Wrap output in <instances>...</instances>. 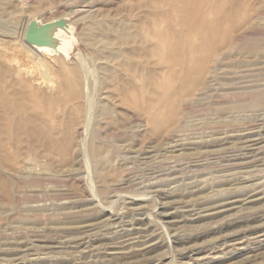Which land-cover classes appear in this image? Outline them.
I'll return each instance as SVG.
<instances>
[{
  "label": "rangeland",
  "instance_id": "rangeland-1",
  "mask_svg": "<svg viewBox=\"0 0 264 264\" xmlns=\"http://www.w3.org/2000/svg\"><path fill=\"white\" fill-rule=\"evenodd\" d=\"M199 1L0 0V264H264V0Z\"/></svg>",
  "mask_w": 264,
  "mask_h": 264
},
{
  "label": "bare ground",
  "instance_id": "bare-ground-1",
  "mask_svg": "<svg viewBox=\"0 0 264 264\" xmlns=\"http://www.w3.org/2000/svg\"><path fill=\"white\" fill-rule=\"evenodd\" d=\"M190 1H191V0H190ZM200 1H201V0H200ZM200 1H199V2H200ZM202 1H203V0H202ZM209 1H210V0H209ZM187 2H188V1H187ZM184 3L186 4V2H184ZM191 3H192V2H191ZM193 3H194V2H193ZM203 4H204V3H203ZM206 4H207V3H206ZM206 4H205V5H206ZM205 5H204L203 7H205ZM210 5H211V4H210ZM183 6H185V5H183ZM195 6H196V5H195ZM208 6H209V4H208ZM180 7H181V6H180ZM189 7H191V6H189ZM215 7H216V4H215ZM215 7H214V8H215ZM217 7H218V6H217ZM206 8H207V7H206ZM181 9H182V8H181ZM185 9H186V8H185ZM188 9H189V8H188ZM217 9H218V8H217ZM219 9H220V8H219ZM178 10H179V7H178ZM178 10H177V11H178ZM190 10H191V9H190ZM215 10H216V8H215ZM183 11H184V10H183ZM75 12H76V11H75ZM184 12H186V11H184ZM184 12H183V13H184ZM190 12H192V10H191ZM194 12H195V11H194ZM196 12H198V11H196ZM205 12H206V11H205ZM205 12H204V15L206 14ZM211 12H212V11H211ZM216 13H217V12H216ZM178 14H179V13H178ZM189 14H190V13H189ZM194 14H196V13H194ZM199 14H200V13H199ZM199 14H197V15H199ZM217 14H218V13H217ZM180 15H182V13H181ZM197 15H196V16H197ZM206 15H208V14H206ZM182 16H183V15H182ZM184 16H185V15H184ZM223 16H224V15H223ZM189 17H190V15H189ZM193 17H194V16H193ZM198 17H199V16H198ZM200 17H201V16H200ZM227 17H228V16H227ZM237 17H238V16H237ZM243 17H244V16H243ZM245 17H246V16H245ZM195 18H196V17H195ZM203 18H204V17H203ZM203 18H202V19H203ZM213 18H214V17H213ZM241 18H242V17H241ZM241 18H240V19H241ZM206 19H207V18H206ZM227 19H228V18H227ZM230 19H231V17H230ZM189 20H190V18H189ZM203 20H204V19H203ZM218 20H219V19H218ZM238 20H239V19H237V21H238ZM24 21H25V20H24ZM184 21H185V20H184ZM184 21H183V22H184ZM192 21H193V20H192ZM192 21H191V23H192ZM235 21H236V20H235ZM197 22H198V20H197ZM201 22H202V21H201ZM184 23H185V22H184ZM209 23H210V22H209ZM188 24H189V23H188ZM196 24H197V23H196ZM203 24H204V23H203ZM205 24H206V23H205ZM220 24H221V23H220ZM225 24H226V23H225ZM200 25H201V24H200ZM212 25H213V24H212ZM195 26H196V25H195ZM27 27H28V26H27ZM34 27H35V26H34ZM40 27H41V26H40ZM58 27H59V26H58ZM191 27H192V26H191ZM197 27H198V26H197ZM210 27H211V26H210ZM225 27H226V26H225ZM35 28H36V27H35ZM42 28H43V27H42ZM56 28H57V27H56ZM72 28H73V27H72ZM233 28H235V27H233ZM27 29H28V28H27ZM30 29H31V28H30ZM58 29H59V28H58ZM58 29H57V30H58ZM196 29H197V28H196ZM196 29H195V31H197ZM24 30H25V28H24ZM59 30H60V29H59ZM73 30H74V29H73ZM231 30H232V29H231ZM38 31H39V30H38ZM38 31H37L35 34L33 33V34L31 35V37H32L37 43H39L40 45H37V44H30V43L26 42V41H25V37H24V39H23V41H22V44L24 45L23 48L26 47V48H28V49L30 50V51H29V50L26 49V51H29V54H30V55L27 54V57L30 58V59L32 58L31 61H32L33 59H35V61H36V58H34L33 56L40 58L41 56H45V57L50 56V57H51V56H54V55H57V54L59 55V54H60V56H63L64 58H65V57H68V55H69V51H70L71 46H72V40H71V37H72V36H71V28H70V27H69L67 30H65V32L62 31V29H61L60 31H58V32L55 30L57 33H56V35L54 36V38L56 37V38L58 39V41H57V42H58V43H57V48L55 47V49H57L56 52L53 51V50H55V49H53V48H52V50H51V49H49V48L44 47V40H43L42 37H41L42 35H41V36L39 35ZM195 31H194L193 34H196ZM198 31H199V30H198ZM222 31H223V30H222ZM21 32H22V31H21ZM25 32H26V30H25ZM52 32H53V31H52ZM223 33H224V32H223ZM6 34H7V33H6ZM23 34H24V33H23ZM185 34H186V32H185ZM53 35H54V34H53ZM183 35H184V34H183ZM186 35H188V34H186ZM198 35H199V34H198ZM226 35H227V33H226ZM20 36H21V35H20ZM24 36H25V34H24ZM180 36H181V35H180ZM191 37H192V36H191ZM51 38H52V37H51ZM181 38H182V37H181ZM186 38H187V37H185V40H186ZM195 38H196V37H195ZM209 38H210V37H209ZM5 39H6V38H5ZM57 39H56V40H57ZM188 39H189V37H188ZM12 40H13V39H12ZM190 40H191V38H190ZM196 40H197V39H196ZM205 40H206V39H205ZM15 41H16V40H15ZM182 41H183V40H182ZM187 41H188V40H187ZM227 41H228V40H227ZM1 42H2V41H1ZM13 42H14V41H13ZM13 42H11V43H13ZM17 42H18V41H17ZM50 42H51V41H50ZM54 42H56V41H54ZM204 42H205V41H204ZM8 43H9V42H8ZM18 43H19V42H18ZM52 43H53V42H52ZM177 43H178V42H177ZM189 43H190V42H189ZM192 43H193V42H192ZM195 43H198V42L196 41ZM221 43H222V42H221ZM234 43H235V42H234ZM237 43H239V42H237ZM4 44H5V43H4ZM173 44H175V43H173ZM178 44H179V43H178ZM185 44H186V42H185ZM239 44H240V43H239ZM13 45H14V44H13ZM170 45H171V44H170ZM170 45H169V47H171ZM192 45L194 46L195 44H192ZM197 45H198V44H197ZM19 46H20V44H19ZM45 46H46V45H45ZM54 46H55V43H54ZM175 46H176V45H175ZM179 46H180V45H179ZM185 46H186V45H185ZM185 46H184V49H185ZM187 46H188V45H187ZM187 46H186V47H187ZM218 46H219V45H218ZM4 47H5V46H4ZM15 47H16V46H15ZM247 47H248V46H247ZM255 47H257V46H255ZM261 47H262V46H261ZM12 48H14V46H13ZM18 48H20V47H18ZM165 48H166V47H165ZM171 48H172V47H171ZM176 48H177V46H176ZM259 48H260V46H259ZM2 49H4V48H2ZM7 49H8V48H7ZM167 49H168V47H167ZM23 50H24V49H23ZM23 50H22V51H23ZM163 50H164V48H163ZM176 50H177V49H176ZM180 50H181V49H180ZM193 50H194V49H193ZM244 50H245V49H244ZM8 51H9V50H8ZM22 51H21V52H22ZM26 51H25V52H24V51L22 52V54L24 53V54H23L24 56H25ZM165 51H166V50H165ZM168 51H169V50H168ZM182 51H183V50H182ZM187 51H188V52L190 51L189 54L192 56V54H191V47H188V50H187ZM196 51H197V50H196ZM234 51H235V50H234ZM234 51H232V52L234 53ZM19 52H20V51H19ZM19 52H17V53H19ZM177 52H178V51H177ZM177 52H176V54H177ZM185 52H186V51H185ZM192 52H193V51H192ZM236 52H237V51H235V53H234L235 55H236ZM9 53H10V52H9ZM12 53H13V52H12ZM160 53H161V52H160ZM164 53H165V52H164ZM172 53H173V52H172ZM179 53H180V51H179ZM179 53H178V55L181 54V53H180V54H179ZM206 53H207V52H206ZM208 53H209V52H208ZM208 53H207V54H208ZM212 53H213V52H212ZM228 53H229V52H228ZM237 53H238V52H237ZM241 53H242V52H241ZM20 54H21V53H20ZM20 54H19V55H20ZM22 54H21V55H22ZM167 54H169V52H168ZM182 54H183V53H182ZM234 54H233V55H234ZM243 54H245V57H248V58L252 59V60L250 61V64L253 65V66L256 65V64H258V63H264V52L262 51V49L259 50V49H255V48H249V49L245 50V51L243 52ZM58 55H57V56H58ZM190 55H189V56H190ZM211 55H212V54H211ZM211 55H210V56H211ZM235 55H234V56H235ZM240 55H241V54H240ZM16 56H17V55H16ZM163 56H164V54H163ZM166 56H167V55H166ZM180 56H181V55H180ZM193 56H194V55H193ZM206 56H207V55H206ZM218 56H219V55H218ZM231 56H232V55H231ZM234 56H232V57H234ZM0 57H1V56H0ZM2 57H3V56H2ZM2 57H1V58H2ZM4 57H5V56H4ZM6 57H7V56H6ZM8 57H9V56H8ZM171 57H173V56L171 55ZM185 57H187V54H186ZM225 57H226V56H225ZM225 57H224V58H225ZM240 57H241V56H240ZM19 58H20V57H19ZM25 58H26V56H25ZM41 58H42V57H41ZM51 58H52V57H51ZM51 58H50V59H51ZM74 58H75V56H74ZM79 58H80V57H79ZM169 58H170V57H169ZM173 58H174V57H173ZM179 58H180V57H179ZM187 58H189V57H187ZM192 58H193V57H192ZM234 58H235V57H234ZM234 58H233V59H234ZM23 59H24V58H23ZM23 59H21V60H23ZM26 59H27V58H26ZM26 59H25V60H26ZM80 59H81V58H80ZM175 59H176V58H175ZM175 59H174V60H175ZM182 59H183V58H182ZM182 59H181V61H182ZM218 59H220V58L218 57ZM226 59H227V58H226ZM226 59H225V60H226ZM233 59H232V60H233ZM245 59H246V58H245ZM259 59H261L260 62H259ZM10 60H11V59H10ZM83 60H84V59H83ZM83 60H81V63L84 62ZM168 60H169V59H168ZM171 60H172V59H171ZM188 60H189V59H188ZM199 60H200V59H198V61H199ZM208 60H209V59H208ZM213 60H214V59H213ZM221 60H222V58H221ZM246 60H247V59H246ZM248 60H249V59H248ZM4 61H6V60H4ZM11 61H13V60H11ZM11 61H10V63H11ZM26 61H27V60H26ZM26 61H25V62H26ZM33 61H34V60H33ZM33 61H32V62H33ZM35 61H34V62H35ZM42 61H43V59H42ZM50 61H52V59H51ZM176 61H178V60H176ZM179 61H180V60H179ZM193 61H194V60H193ZM226 61H227V60H226ZM230 61H231V60H230ZM19 62H20V61H19ZM32 62H31V63H32ZM43 62H44V61H43ZM55 62H56V61H55ZM60 62H61V60H60ZM62 62H64V61L62 60ZM77 62H78V61H77ZM165 62H166V61H165ZM171 62H172V61H171ZM171 62H170V64H172ZM173 62H174V61H173ZM188 62H190V61H188ZM191 62H192V61H191ZM209 62H210V61H209ZM10 63H9V64H10ZM17 63H18V62H17ZM38 63H40V62L38 61ZM46 63H47V62H45V64H46ZM78 63H80V62H78ZM81 63H80V64H81ZM176 63H177V62H176ZM224 63H226V62L224 61ZM235 63H236V62H235ZM9 64H8V65H9ZM20 64H21V63H20ZM33 64H35V63H32V65H33ZM41 64H42V63H41ZM48 64H50V63L48 62ZM54 64H55V63H54ZM83 64H84V63H83ZM186 64H187V63H186ZM186 64H185V66H186ZM190 64H191V63H190ZM214 64H215V63H214ZM216 64H217V63H216ZM10 65H11V64H10ZM10 65H9V66H10ZM18 65H19V63H18ZM22 65H23V64H22ZM22 65H21V67H22ZM56 65L58 66L57 63H56ZM59 65H60V64H59ZM64 65H65V64H64ZM167 65H169V64H167ZM174 65H175V64H174ZM178 65H179V64H178ZM240 65L242 66L241 63H240ZM30 66H31V65H30ZM33 66H34V65H33ZM33 66H32V67H33ZM35 66H36V65H35ZM37 66H38V65H37ZM39 66L42 67V68H43V67L45 68L47 65H46V66H45V65H44V66L39 65ZM39 66H38V67H39ZM50 66H51V65H50ZM53 66H54V65H53ZM176 66H177V64H176ZM202 66H203V64H202ZM205 66H206V65H205ZM221 66H222V65H220L219 67H221ZM230 66H231V65H230ZM233 66H234V64H233ZM241 66H240V67H241ZM25 67H26V66H25ZM27 67H28V66H27ZM61 67H62V66H61ZM64 67H66V66H64ZM68 67H69V66H67V68H68ZM74 67H75V65H74ZM169 67H171V66H169ZM169 67H168V69H169ZM183 67H184V66H183ZM30 68H31V67H30ZM42 68H41V69H42ZM51 68H52V67H51ZM76 68H77V66H76ZM78 68H79V67H78ZM82 68H83V67H82ZM189 68H190V67H189ZM191 68H193V67L191 66ZM215 68H216V67H215ZM19 69H22V68L19 67ZM37 69L39 70V68H37ZM52 69H53V68H52ZM55 69H56V68H55ZM57 69H58V68H57ZM59 69H60V68H59ZM61 69H63V68H61ZM72 69H73V68H72ZM172 69H175V68H171V70H172ZM202 69H203V68H202ZM217 69H218V68H217ZM220 69H221V68H220ZM257 69H259V68H257ZM262 69H264V68H262ZM28 70H29V69H28ZM44 70H46V69H44ZM77 70H78V69H77ZM81 70H82V69H81ZM84 70H86V69H84ZM84 70H83V71H84ZM214 70H215V69H214ZM253 70H254V69H253ZM259 70H260V69H259ZM35 71H36V70H35ZM42 71H43V70H42ZM53 71H54V70H53ZM62 71H63V70H62ZM64 71L66 72V70H64ZM173 71H174V70H173ZM173 71H172V72H173ZM244 71H247V70H244ZM25 72H27V71H25ZM25 72H23V73H25ZM38 72H39V71H38ZM38 72H37V73H38ZM191 72H192V71H191ZM203 72H204V71H203ZM208 72H209V71H208ZM212 72H213V71H212ZM214 72H215V71H214ZM214 72H213V73H214ZM231 72H232V71H231ZM249 72H250V70H249ZM17 73H21V72H19V70H18ZM35 73H36V72H35ZM37 73H36V74H37ZM51 73H52V72H51ZM54 73H55V72H54ZM68 73H69V72H68ZM209 73H210V72H209ZM216 73H217V72H216ZM28 74H29V73H28ZM28 74H27V75H28ZM38 74H39V73H38ZM40 74L43 75V76L41 75V76L43 77V78L41 77V79H44V80H42L43 83H44V81H49V80H51V79L48 80V78L46 77V76H47V73H45V72H40ZM48 74H49V73H48ZM88 74H89V73H88ZM189 74H190V73H189ZM193 74H194V73H193ZM210 74H211V73H210ZM19 75H20V74H19ZM56 75H57V74H56ZM86 75H87V74H86ZM171 75H172V74H171ZM215 75H216V74H215ZM29 76L31 77L32 75L29 74ZM29 76H28V77H29ZM79 76H80V75H79ZM187 76H188V75H187ZM213 76H214V74H213ZM213 76H212V77H213ZM54 77H55V76H54ZM77 77H78V76H77ZM87 77H88V76H87ZM218 77H219V76H218ZM218 77H217V78H218ZM220 77H221V76H220ZM242 77H243V76H242ZM18 78H19V76H18ZM35 78H37V77H35ZM57 78H58V77H57ZM210 78H211V77H210ZM215 78H216V76H215ZM217 78H216V79H217ZM25 79H26V78H25ZM83 79H84V78H82L81 81H83ZM208 79H209V78H208ZM218 79H219V78H218ZM218 79H217V80H218ZM220 79H221V78H220ZM222 79H223V78H222ZM226 79H227V78H226ZM229 79H230V78H229ZM18 80H19V79H18ZM30 80H31V79H30ZM57 80H58V79H57ZM67 80H68V79H67ZM73 80H74V79H73ZM173 80H174V79H173ZM175 80H176V76H175ZM198 80H199V79H198ZM230 80H231V79H230ZM23 81H24V79H23ZM27 81H28V80H27ZM32 81L34 82V80H32ZM79 81H80V79H79ZM84 81H85V80H84ZM84 81H83V86L81 85V87H83V88H84V87H87V86H85ZM169 81H170V80H169ZM200 81H201V80H200ZM24 82H25V81H24ZM28 82H29V81H28ZM33 82H32V83H33ZM67 82H68V81H67ZM72 82H73V81H72ZM74 82H75V81H74ZM85 82H87V81H85ZM215 82H216V81H215ZM46 83H47V82H46ZM48 83H49V82H48ZM76 83H77V82H76ZM79 83H80V82H79ZM191 83H192V82H191ZM208 83H209V82H208ZM232 83H233V82H232ZM35 84H36V81H35ZM37 84L39 85V80H37ZM37 84H36V85H37ZM164 84H165V83H164ZM220 84H221V83H220ZM28 85H29V84H28ZM64 85H65V84H64ZM69 85H70V84H69ZM73 85H74V84H73ZM171 85H172V84H171ZM171 85H169V86H171ZM8 86H9V85H8ZM23 86H24V85H23ZM49 86H50V85H49ZM55 86H56V85H55ZM57 86H59V85H57ZM57 86H56V87H57ZM75 86H76V85H75ZM79 86H80V85H79ZM166 86H167V85H166ZM196 86H197V85H196ZM248 86H249V85H248ZM257 86H258V85H257ZM36 87H37V86H36ZM36 87H35V88H36ZM42 87H43V85H42ZM72 87H73V86H72ZM81 87H80V88H81ZM251 87H252V86H251ZM258 87H259V86H258ZM61 88H62V87H61ZM63 88H64V87H63ZM162 88H163V87H162ZM167 88H168V87H167ZM36 89H37V88H36ZM40 89H41V88H40ZM48 89H49V87H48ZM52 89H53V88H50L49 90H52ZM195 89H196V88H195ZM228 89H229V88H228ZM249 89H251V88H249ZM261 89H262V88H261ZM32 90H33V89H32ZM46 90H47V89H46ZM72 90H73V89H72ZM229 90H230V89H229ZM35 91H36V90H35ZM54 91H55V90H54ZM163 91H164V89H163ZM179 91H180V90H179ZM186 91H188V90H186ZM45 92H48V90L45 91ZM81 92H82V91H81ZM86 92H87V90L85 91V93H86ZM190 92H192V91H190ZM206 92H207V91H206ZM208 92H209V90H208ZM262 92H263V91H262ZM21 94H22V93H21ZM41 94H42V93H40V92H36V97H35V99L38 100V103H40L41 100H43V96H42ZM260 94H261V92H260ZM18 95H19V94H18ZM32 95H33V94H32ZM72 95H73V98H75V101H76V103H77V101H79V99H80V94H79V91H78V87H77V86L74 88V90H73V92H72ZM181 95H182V94H181ZM253 95H254V94H253ZM28 96H29V95H28ZM85 96H86V95H85ZM178 96H179V95H178ZM199 96H200V95H199ZM260 96H261V95H260ZM208 97H209V96H207V98H208ZM29 98H30V97H29ZM29 98H28V99H29ZM31 98H32V97H31ZM31 98H30V99H31ZM172 98H173V97H172ZM30 99H29V100H30ZM84 99H85V98H84ZM176 99H177V98H176ZM200 99H201V98H200ZM200 99H199V100H200ZM263 99H264V98H261V100L259 101V105H264V100H263ZM85 100H86V99H85ZM85 100H84V101H85ZM164 100H165V99H164ZM170 100H171V99H170ZM179 100H180V99H179ZM201 100H202V99H201ZM73 101H74V99H73ZM188 101H189V100H188ZM34 102H35V101H34ZM79 102H80V101H79ZM79 102H78V103H79ZM170 102H171V101H170ZM176 102H177V101H176ZM178 102H179V101H178ZM178 102H177V103H178ZM189 102H190V101H189ZM192 102H193V101H192ZM192 102H190V103H192ZM194 102H195V101H194ZM194 102H193V103H194ZM27 103H28V102H27ZM29 103H30V101H29ZM171 103H172V102H171ZM198 103H199V102H198ZM6 104H7V103H6ZM30 104H31V103H30ZM32 104H33V103H32ZM81 104H82V103H81ZM172 104H173V103H172ZM33 105H34V104H33ZM33 105H32V106H33ZM36 105L38 106V104H36ZM73 105H74V103H73ZM78 105H80V104H78ZM82 105H83V104H82ZM84 105H85V103H84ZM86 105H87V104H86ZM162 105H163V104H162ZM177 105H178V104H177ZM216 105H217V104H216ZM218 105H219V104H218ZM255 105H256V104H255ZM18 106H19V105H18ZM80 107H81V106H78V107L75 106V112H76V113L80 112V111H79V110H80ZM82 107H83V106H82ZM85 107H87V106H85ZM164 107H165V106H164ZM246 107H247V106H246ZM87 108H88V107H87ZM233 108H235V107H233ZM1 109H2V108H1ZM166 109H167V106H166ZM166 109H165V111H166ZM220 109H221V108H220ZM259 109H260V108H259ZM2 110H3V109H2ZM86 110H87V109H85V111H86ZM170 110H171V109H170ZM170 110H169V111H170ZM217 110H218V109H217ZM165 111H164V112H165ZM175 111H176V110H175ZM215 111H216V110H215ZM88 112H89V110H88ZM171 112H172V111H171ZM216 112H217V111H216ZM248 112H250V111H248ZM80 113H81V112H80ZM160 113H161V112H160ZM160 113H157V116H158V114H160ZM172 113H173V112H172ZM217 113H218V112H217ZM261 113H262V112H261ZM261 113H260V115H261ZM84 114H85V113H84ZM87 114H88V113H87ZM87 114H85V115L87 116ZM161 114H162V113H161ZM221 114H222V113H221ZM233 114H234V113H233ZM239 114H240V113H239ZM162 115H164V114H162ZM242 115H243V113H242ZM246 115H247V114H246ZM83 116H84V115H83ZM157 116H156V117H157ZM217 116H218V115H217ZM248 116H249V115H248ZM251 116H252V115H251ZM251 116H250V117H251ZM9 117H10V116H9ZM81 117H82V116H81ZM169 117H170V116H169ZM231 117H232V116H231ZM255 117H257V116H255ZM258 117H259V115H258ZM84 118H86V120H87V117L84 116ZM89 118H90V117H89ZM172 118H173V117H172ZM179 118H180V117H179ZM232 118H233V117H232ZM243 118H244V117H243ZM248 118H249V117H248ZM251 118H252V117H251ZM253 118H254V116H253ZM8 119H9V118H8ZM159 119H160V115H159ZM181 119H182V118H181ZM219 119H220V118H219ZM237 119H238V117H237ZM241 119H242V118H241ZM244 119H245V118H244ZM257 119H258V118H257ZM262 119H263V118H262ZM5 120H6V119H5ZM84 120H85V119H84ZM165 120H168V119H165ZM231 120H233V119H231ZM249 120H250V118H249ZM171 121H172V120H171ZM171 121H170V122H171ZM216 121H217V120H216ZM261 121H263V120H261ZM85 122H87V121H85ZM157 122H159V121H157ZM163 122H164V120H163ZM222 122H223V121H222ZM166 124H167V123H166ZM182 124H183V123H182ZM252 133H253V132H252ZM255 133H256V132H255ZM253 135H254V134H253ZM255 135H257V134H255ZM255 135H254V136H255ZM251 136H252V135H251ZM251 136H250V137H251ZM246 137H247V136H246ZM242 138H244V137H242ZM252 141H253V140H252ZM247 144H248V143H247ZM237 146H238V145H237ZM190 155H191V154H190ZM232 198H233V197H232ZM191 199H192V198H191ZM198 199H199V198H198ZM202 199H203V198H202ZM218 199H219V198H218ZM239 199H240V198H239ZM195 200H196V199H195ZM204 200H205V199H204ZM206 200H207V199H206ZM214 200H216V199H214ZM230 200L232 201V199H230ZM251 200H252V199H251ZM183 201H184V200H183ZM199 201H201V200H199ZM228 201H229V200H228ZM255 201H256V200H255ZM193 202H194V201H192V203H193ZM211 202L214 203V201H211ZM225 202H226V200H225ZM236 202H237V201H236ZM221 203H222V202H221ZM238 203H239V201H238ZM180 204H181V203H180ZM188 204H189V203H188ZM200 204H201V203H200ZM200 204H199V205H200ZM226 204H227V203H226ZM232 204H233V203H232ZM232 204H231V205H232ZM239 204H240V203H239ZM218 205H219V204H218ZM228 205H229V204H228ZM68 206H69V205H68ZM179 206H180V205H179ZM191 206H192V205H191ZM217 207H218V206H217ZM65 208H66V207H65ZM180 208H181V207H180ZM185 209H186V208H185ZM187 209H188V208H187ZM215 209H216V211L219 210V209H217V208H215ZM220 209H221V208H220ZM211 210H212V209H211ZM231 210H232V209H231ZM187 211H188V210H187ZM187 211H186V212H187ZM214 211H215V210H214ZM229 211H230V210H229ZM184 212H185V211H184ZM221 212H222V211H221ZM223 213H225V212H223ZM193 214H194V213H193ZM201 214H202V213H201ZM219 214H220V213H219ZM165 215H166V214H165ZM177 215H178V214H177ZM182 215H184V214H182ZM205 215H206V214H205ZM217 215H218V213H217ZM85 216H86V215H85ZM174 227H175V226H174ZM137 232H138V231H137ZM135 235H136V234H135ZM121 254H122V253H121ZM123 257H125V256H123Z\"/></svg>",
  "mask_w": 264,
  "mask_h": 264
},
{
  "label": "water",
  "instance_id": "water-1",
  "mask_svg": "<svg viewBox=\"0 0 264 264\" xmlns=\"http://www.w3.org/2000/svg\"><path fill=\"white\" fill-rule=\"evenodd\" d=\"M39 30H41V28H39ZM38 30L36 29H28L26 32V36H25V41L30 43V44H37L40 45L39 43H37L32 37L31 35L34 33H36Z\"/></svg>",
  "mask_w": 264,
  "mask_h": 264
}]
</instances>
